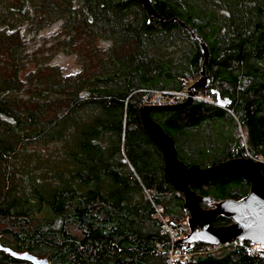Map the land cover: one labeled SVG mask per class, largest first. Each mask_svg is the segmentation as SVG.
I'll use <instances>...</instances> for the list:
<instances>
[{"label": "trees", "instance_id": "1", "mask_svg": "<svg viewBox=\"0 0 264 264\" xmlns=\"http://www.w3.org/2000/svg\"><path fill=\"white\" fill-rule=\"evenodd\" d=\"M150 5L184 27L147 21L137 0H0V246L50 264H169L171 241L154 206L171 227L187 211L163 179L138 109L149 91H180L199 77L203 55L189 30L208 54L207 84L193 91L210 101L150 117L187 166L258 155L264 176V0ZM59 19L68 46L82 37L91 44L80 73L37 62L22 77L23 24ZM189 188L217 202L242 199L249 184L229 176ZM204 248L195 243L187 264H264L236 245ZM0 264L31 263L0 250Z\"/></svg>", "mask_w": 264, "mask_h": 264}, {"label": "water", "instance_id": "2", "mask_svg": "<svg viewBox=\"0 0 264 264\" xmlns=\"http://www.w3.org/2000/svg\"><path fill=\"white\" fill-rule=\"evenodd\" d=\"M137 1L144 8L147 21L151 18L157 19L162 24L176 21L183 26V22L175 17L169 20L160 17L150 5V0ZM189 33L192 38L199 41L203 62L199 77L186 89L187 98L183 102L172 105L139 106L138 109L143 130L161 153L163 179L175 191L182 194V206L187 211L189 231L177 244L199 243L214 246L231 240H242L255 243L264 251V176L260 172L262 161L250 157H236L205 167H199L197 164L187 166L178 159L173 140L150 117L151 111L184 107L192 101L189 91L207 84V78L204 75V65L208 57L205 44L194 32L189 30ZM229 176H237L248 182L247 194L239 200L227 198L217 201L211 209L205 211L200 204L210 201L211 198L196 194L189 185ZM218 215L227 217L230 223L224 226H213L211 221ZM0 250L14 258L29 261L31 264H50L46 258H36L26 252L16 253L2 246Z\"/></svg>", "mask_w": 264, "mask_h": 264}, {"label": "rangeland", "instance_id": "3", "mask_svg": "<svg viewBox=\"0 0 264 264\" xmlns=\"http://www.w3.org/2000/svg\"><path fill=\"white\" fill-rule=\"evenodd\" d=\"M11 2L12 0H5ZM21 28V27H20ZM21 36L23 38V53H25L24 70L21 74L26 73L28 70L34 68L37 62H45L49 66H54L63 76H75L80 73L82 63L79 59L80 56H87V49L91 44L87 43L85 39L77 38L72 40L71 46H68L69 41L64 38V34L61 31V20L48 21L37 29H29V24L24 23ZM99 47L106 46L104 42H96ZM99 49V48H98ZM87 58V57H86ZM188 82V81H187ZM198 98L205 101H210V98L196 95ZM238 135L242 146L245 147L243 142V136L241 130L238 128ZM248 155V154H247ZM251 159L263 161L258 155H248ZM216 201L204 202L203 209L205 211L211 209L215 205ZM189 230L187 229L185 235ZM184 235V236H185ZM215 248L211 249L214 250Z\"/></svg>", "mask_w": 264, "mask_h": 264}, {"label": "built area", "instance_id": "4", "mask_svg": "<svg viewBox=\"0 0 264 264\" xmlns=\"http://www.w3.org/2000/svg\"><path fill=\"white\" fill-rule=\"evenodd\" d=\"M187 89V88H186ZM186 89L180 91H160V90H152L149 91L147 95L142 97V101L140 106H153V105H172L176 103L183 102L187 98ZM191 100H202L198 98L193 90H190ZM154 217H156L161 222L160 232L163 234H167L171 241V248L168 250V261L169 264H174L178 261L180 264H187L189 261L195 243H181L178 247L174 248L173 245L175 242H178L180 239L185 237V233L188 228L187 220L183 221L181 224L171 227L164 216L160 213V207L154 206ZM188 233V232H187ZM185 235V236H184ZM232 244L239 247H242L245 251H247L250 255H264L263 249L252 242L242 241V240H231L224 244L219 245H204V251H211L213 248H217L222 245Z\"/></svg>", "mask_w": 264, "mask_h": 264}]
</instances>
